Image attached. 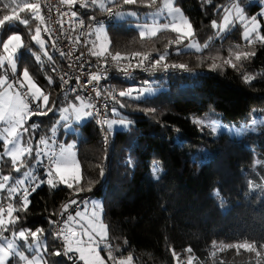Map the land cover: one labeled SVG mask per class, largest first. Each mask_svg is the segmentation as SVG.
<instances>
[{
	"label": "trees",
	"instance_id": "obj_1",
	"mask_svg": "<svg viewBox=\"0 0 264 264\" xmlns=\"http://www.w3.org/2000/svg\"><path fill=\"white\" fill-rule=\"evenodd\" d=\"M237 2L239 0H211L210 3L205 0H175V5L192 23L195 36L209 40L213 36L210 22L217 19L222 10ZM5 3L9 0H0V19L5 14H11V9L4 8ZM121 5L122 2L115 0L111 8H143ZM257 8L250 6L248 13ZM77 14L76 18L83 21L85 30V15L89 14L83 8ZM19 15L30 19L28 27L18 20L0 26V41L19 34L26 44L20 50L22 58L18 61L17 76L9 71L7 73L9 82L18 79L19 73L28 68L37 85L49 95L53 110L46 116H32L25 124L28 131L22 135L21 141H29L27 136L30 134L34 149L31 157H25L26 167L15 172L10 159H0V176L13 177L9 185L26 168L32 169L38 180L45 179L39 163L33 164L37 142L41 137L50 138L54 126L56 142L59 141L61 129L55 125L57 112L64 105L76 101L61 87L56 77L62 68V58L48 50L53 59L44 57L42 62H37L35 56L40 55V51L30 36L38 22L31 20L27 11ZM92 20L89 18V23ZM103 23L106 24L109 51L131 58L130 61L120 62H138L139 57H131L133 52L151 53L150 61L159 59L168 39L175 37L170 32H162L142 40L122 25L113 26L111 15L110 20ZM261 23V34L264 35V23ZM237 33L235 26L220 40L217 36L213 37L209 45L212 48L226 38L232 45L237 40ZM177 47L178 44L167 45L164 63L186 64L188 71L153 77L157 84L165 88L150 97L138 100L117 97L120 103L112 102L109 109H116L119 113L116 118L132 121L127 128L116 130L109 136L89 117L75 133L66 132V138L74 142L83 177L81 183L87 187L88 181H93L92 191L75 194L63 184L55 189L47 183L41 184L29 195L28 210L14 213L20 219L4 236L8 237L12 231L21 228L33 231L41 228L44 230L43 242L49 249V252H44V258L53 264H69L62 256L49 254L59 251L58 242L52 234L54 225L49 221H56L62 206L69 201L77 199L82 204L96 197L103 206L102 219L109 226L113 255H132L134 264H177L172 251L181 261H186L189 253L185 250L188 248L192 249L191 255L196 258L195 264H214L210 256L214 251V242L235 244L251 238L259 243L264 239V131L246 132L230 139L221 134L214 135L207 126L201 127L193 122L201 120L205 124L219 122L238 126L257 113L264 114V46L256 44L241 50L255 51V56L242 61L243 67L233 69L224 66L223 70L216 71L209 70L210 58H198L189 51L175 53ZM234 47L232 50L236 49ZM88 49L85 44L83 50L89 54ZM242 73L255 75L257 79L250 85L245 84ZM49 77L53 80L51 84L48 83ZM136 78L148 80L142 75ZM136 78L129 83L117 84V92L126 90L123 88L125 85L137 84ZM121 103L125 106L121 107ZM31 107L38 110L35 104ZM32 124H36L38 129L31 130ZM102 135L106 137L105 143ZM151 165L160 168L158 179H147ZM101 168L103 176H100ZM250 182L257 187L251 189ZM6 197L7 191H0V204L7 205ZM12 202L18 204L19 201L13 197ZM63 218H66L65 215ZM117 248L119 251H116ZM249 259L255 264L256 258L237 256L234 249L218 252L216 256L217 261L224 260L226 264H243ZM75 264H78L76 260Z\"/></svg>",
	"mask_w": 264,
	"mask_h": 264
},
{
	"label": "snow or ice",
	"instance_id": "obj_2",
	"mask_svg": "<svg viewBox=\"0 0 264 264\" xmlns=\"http://www.w3.org/2000/svg\"><path fill=\"white\" fill-rule=\"evenodd\" d=\"M112 3L113 0H108ZM206 3H210L211 0H205ZM264 2V0H262ZM61 5H65L69 10L79 5L80 8H87L89 3L102 11H106L109 15H116L117 17L135 16L134 12H113L112 8L105 7V0H60ZM12 5H15L13 7ZM137 5L142 7L152 8L157 6L155 13H153V19L151 23H145L140 26L141 39H151L156 37L158 33L170 31L175 33L174 38H170L167 41V45L172 44H184L187 41L186 47L188 49L201 52L204 48H208L212 38H209L208 42L201 44L195 39V30L190 20L184 15L179 7L175 6V0H122V5ZM5 9H11V14H5L0 19V26H3L6 22L18 20L20 24L28 27L30 25V19L21 17L20 12L27 11L31 14V20L38 21L35 28V34L31 36V40L39 45L41 52L48 60L53 58L45 51V41L41 38V26L44 25L45 18L41 14L40 0H9V3H5ZM246 10L239 4L233 3L231 7L225 9V15L220 23L215 20L212 21V28L216 31L217 37L222 34L231 31L232 27L236 23H242L243 33L242 38L246 42L248 47H252L256 44L264 46V35L261 34L262 23L258 20L256 15L250 17L245 14ZM63 15H68L64 13ZM76 11H70V17H77ZM264 15V13H261ZM163 16L167 22L160 23L157 18ZM60 22V21H58ZM61 26L62 22H61ZM80 26L83 27V21L80 22ZM43 31L47 34L50 32L48 27H44ZM96 40L92 42V47L89 48V54L98 58L99 60L110 59L116 63L118 70L128 72V67H120L121 60H129L130 57L122 55L120 52L112 53L109 51V42L107 36L104 34L103 27L94 29ZM92 33H89L91 35ZM51 38V37H49ZM75 43H80L79 38L75 40ZM2 44V54H0V69H4V74L0 75V125H3L0 130V140L3 141V152H0V159L8 157L11 161L12 170L20 172V170L27 166L25 157H31L33 154V147L31 141L21 143V137L28 131L25 124L32 116H46L51 112L52 106L50 104L49 95L37 85L33 77L30 75L28 68H24L19 73V78L13 82H9L8 71L13 76H17L18 61L22 58L20 52L21 49L26 47V44L19 34H13L8 36L6 40L0 41ZM167 45L165 50L159 55V59L151 61L146 65L145 61H150L151 53L133 52L131 57H139L138 63L135 67L145 71H155L161 69L168 71L169 69H179L182 71H188L189 67L186 64H167L164 61L167 58ZM53 47L56 45L53 43ZM240 46L237 45L236 49L230 50L227 58L211 57V63L208 65L210 71H216L217 69L223 70L224 66L238 69L243 67L242 61L248 60L250 57L255 56V51H241ZM61 56L65 53L61 52ZM71 55V52L68 53ZM37 62H40V56L36 55ZM222 60V63L217 62ZM201 64L204 60L201 59ZM243 81L245 84H252L257 79L255 75L242 73ZM103 77L99 73H92L89 76L88 83L99 82ZM64 85L68 84V80L61 77ZM79 82V81H77ZM48 83H53L51 77L48 78ZM18 85V88L15 87ZM87 85H85L86 87ZM96 91L95 89H93ZM152 89H126L119 92H109L107 98L112 99L115 103H120L117 97H127L129 99L138 100L145 95V92H151ZM136 93L135 95L133 93ZM101 93L96 91V96L99 97ZM76 100L79 101V106L75 104H69L67 107L60 109V123L63 121L66 126L69 125L70 120L79 122L81 119L94 115L95 105L90 103L89 100H85L83 97L76 96ZM40 101L41 103H37ZM35 104L36 109L33 110L31 105ZM125 105L121 103V107ZM147 111L154 112L155 109H148ZM114 116H118L119 113L115 108L112 109ZM98 123L106 125L109 130L113 125L119 124L123 128H127L132 121L121 118L119 120H98ZM194 123L201 127L207 126L211 129L213 134H220L222 132L229 136L239 137L248 131H254L258 123L264 124V121H252L250 125H242L239 128L234 126H224L219 122H211L205 124L204 121L194 120ZM33 127H37L33 125ZM70 127V126H69ZM74 131V129H71ZM53 136L56 134V127L51 129ZM51 138L41 137L36 145L35 152L36 157L43 155L48 160L47 180L41 179L34 187H31L29 191L28 187H24L25 182L31 183L36 177L32 172L26 171L23 173V179H15L14 183L9 186V181L13 180L11 175L0 176V191H7V205L0 204V264H13L14 258H18L19 264H53L44 258L41 252H49V249L43 242L44 230L37 228L34 231L29 228H21L19 230L12 231V238L9 239L4 236L5 232H9L18 223L19 217L14 215L16 212L27 211L29 207V195L31 192H35L41 184L47 183L50 188L55 189L59 184L65 185L67 188L73 190L75 194H79L83 191H92L94 182L89 180L88 186L85 187L81 181L83 179L81 173V166L76 159V153L73 151V144H60L58 148H54L55 140L49 143ZM42 146V147H41ZM37 163L40 161L37 159ZM160 168L154 166L153 175L154 178H159ZM103 176L104 171L101 168L100 172ZM251 189H255L257 185L249 183ZM20 195L18 204L12 202L13 197ZM75 200H71L62 206L60 215L63 216L67 212L68 208L75 204ZM223 204V201H221ZM93 210L89 213L87 206L84 212L77 211L75 217L68 215L67 219L63 222L61 227H58L54 233V237L63 241V251L50 252V255L60 257L65 256L69 260L82 261L83 264H134L135 258L132 255H121L119 257L113 255L112 245L109 243V226L104 223L102 219L103 206L100 202H95L92 205ZM79 218V219H77ZM81 221L83 223H81ZM50 224H57V221L50 220ZM17 241H22L23 245L18 246ZM126 242V241H125ZM27 248V251L33 253L31 257L25 255L24 251L19 250L20 247ZM101 246L107 249V258L101 256ZM212 248L214 251L210 253V256L214 260V264H226L224 260H216L218 252H224L229 249H235L236 255H240V250L243 249L248 253H255V264H264V239L259 243L249 238L248 240L241 241L236 244H217L213 243ZM116 251H119L117 248ZM189 253L186 261H181L180 257L175 251H172L173 258L177 261V264H195V256L191 255L192 249L185 250ZM72 254V255H70ZM73 260V264H75ZM58 264V262H56ZM243 264H252L251 259L246 260Z\"/></svg>",
	"mask_w": 264,
	"mask_h": 264
},
{
	"label": "built area",
	"instance_id": "obj_3",
	"mask_svg": "<svg viewBox=\"0 0 264 264\" xmlns=\"http://www.w3.org/2000/svg\"><path fill=\"white\" fill-rule=\"evenodd\" d=\"M40 4L41 14L44 16L46 22L41 26V36L44 39L47 48L54 53H58L63 61L62 68L57 72L56 77L61 87L67 92L68 95L72 96L75 99L76 96L83 97L85 100H89L90 103L96 106L93 110L94 115L90 116V118L92 119L93 124L98 128H104V125L98 123L97 121L105 119L107 120V111L113 102L112 99L107 98V94L109 92H117V84L132 82L134 78L140 75L153 78L156 76H165L169 73L180 74L184 72L179 69H169L168 71H163L162 68L155 71H145L141 70L138 67H135L138 62H120L121 68L128 66L129 64L131 65L128 67V72L126 74L124 71L118 70V68L116 67V63L113 62L110 57L107 60H99L96 57L90 56L85 50H83V46L86 44V37L84 35V23L83 27H81V19L70 17V11H76L78 13V10L80 9L79 5H76L74 8L69 10L67 6L61 5L60 0H40ZM231 5H229V7ZM114 10L116 9H113V11ZM64 13H68V15H63ZM109 20L110 15L107 14L103 16L102 19H94L91 22L98 24L100 22H108ZM61 22L63 26H61ZM71 24H74V28H76L77 30L75 38L71 36ZM44 27H48L50 29V32L46 34L43 31ZM77 38H79L80 40V43L78 44L75 43V40ZM53 43H55L56 45L55 48L53 47ZM61 52L65 53V55L61 56ZM69 52H71V55H68ZM42 61L43 57L40 56V62ZM150 62L151 61H145V64L148 65L150 64ZM92 73H99L103 78L98 83L93 82L89 84L88 79L90 74ZM61 77L68 80L67 85L63 84ZM85 85L87 86L85 87ZM15 87L18 88V85H15ZM93 89L99 91L101 95L97 97L96 91H94ZM33 125L36 124H32L30 126L31 130L35 131L36 129H38L37 125V127L35 128L33 127ZM50 138V142H52V140H55L56 143V134L55 136H53V133L51 132ZM101 138L105 143L106 137L102 135ZM53 147L56 148V145H54ZM39 167L43 171L48 170V160L43 155H41ZM30 184H28L27 186L29 188V191L31 190V187H33V185ZM20 195H22V190L19 194L14 196L17 201H19ZM74 200L76 201V203L72 204L68 208L67 212L64 213L65 217L72 214L75 210L81 207L79 200ZM64 220L65 218H63V216H57L56 221L58 223L53 226V236L57 228L61 227V223ZM55 239L58 242L59 251H63L61 247L62 240L57 238ZM62 257L67 263L73 264L72 261L67 257Z\"/></svg>",
	"mask_w": 264,
	"mask_h": 264
},
{
	"label": "rangeland",
	"instance_id": "obj_4",
	"mask_svg": "<svg viewBox=\"0 0 264 264\" xmlns=\"http://www.w3.org/2000/svg\"><path fill=\"white\" fill-rule=\"evenodd\" d=\"M117 1L122 2V0H117ZM114 3H115V0H113L112 3H109L108 0H105V7L106 8H111V5L114 4ZM237 4H239L242 8H244L246 10L245 14L247 16L250 17L251 15H256L257 18H258V20H260L261 22L264 23V15H261V13H264V2H262V0H239V2H237ZM253 5L257 6L258 8L253 13H248V8L250 6H253ZM157 7H158V5L157 6H153L152 8L143 7L142 9H140V8H134V7H127V8L126 7L119 8L118 6L113 7L112 9H116V10L113 11L114 13L115 12H121V13L134 12V13H136V15L135 16H127V15H124L123 17H117L116 15L113 14V15H111L112 25L113 26L114 25H122V26L126 27L127 30H129L130 32H132L137 38H141L140 35H139V33H140V26L143 25V24H145V23H151L152 22L153 13H155ZM176 7H178V6H176ZM83 9H85L87 11V13L89 14V15H85L86 18H85V31H84V35L86 37V41H87L88 48H91L92 47V42L96 40V36H95V33L93 32V30L94 29H97V28H100V27H103L104 34L106 35V32H105L106 24H104L103 22H100L98 24H96V23H89L88 19L89 18H92V19H101L103 15H107L108 13L106 11H102L101 9H99V8H97L95 6H92L90 3H89V6L87 8H83ZM224 15H225V9L221 11L220 15L218 16L217 19H215V21L217 23H220L222 21V18H223ZM157 20L160 23L167 22L164 19L163 16L158 17ZM211 24H212V21L210 22V25L209 26H210V28L212 30V33H213L212 38H213V37H215L217 35H216V31L213 30ZM235 26H236V29L238 30L237 40H236V42H233L232 45H230L228 39L226 38L223 43L219 42L218 44L214 45L212 48L209 45L210 47L204 48L201 52H196L195 50L188 49L186 47L187 41H185L184 44H179V47H177L174 51H175V53L189 51L193 55L198 56V58H201V57H204V58H211V57L227 58L228 55H229L230 50H232V48L234 46H235L234 48H236V46L239 45L240 46V49L239 50H244V49L251 48V47H248L247 46L246 42L242 38V33H243L242 23H239L238 22V23L235 24ZM35 28L32 29L31 36L35 34ZM71 28H72V30H71V36L72 37L74 36L73 38H75L77 30H76V28H74V24H71ZM167 32H170V31H167ZM89 33H92V34L89 35ZM170 33H172V32H170ZM226 33L222 34V36H220V37H217V40H220L222 37H224V35ZM172 34H175V33H172ZM41 38H42V36H41ZM195 38L201 44L209 41L208 39H204V38L203 39H201V38L198 39L197 36H195ZM34 45L37 47L38 51H40L39 54L41 55L42 53H41V50H40L39 45H37L35 43H34ZM215 48H217V50H215ZM44 50L47 51V52L49 50L47 48L46 44H45V49ZM0 54H2V46H1V52H0ZM43 58H44V56H43ZM217 62L222 63V60H218ZM3 74H4V72L1 71L0 72V75H3ZM10 74H11V72H10ZM18 78H19V76H18ZM148 80H145V79H142V78H136L137 84H134V85H125V86H123V88H125V89L131 88V89H136V90H139V89H152V91L150 93L149 92H145V95L143 97H141V98L150 97V96L154 95L156 92H158L160 90H163L165 88L163 85L157 84V81L154 80L153 78L148 77ZM139 82H143V84L142 85H139L138 84ZM119 88H120V86H119ZM0 91H2V89H0ZM133 94L135 95L136 93L134 92ZM39 103H41V102L39 101ZM69 104H75V105L79 106V101L76 100L75 102H70V103H68L67 105H64L61 108L67 107ZM60 109L57 112V116H56L57 118H56V121H55V125L56 126H59V128L61 129V135H60L59 141L54 144V145H56V148H58V146L60 144H64L65 146L68 145V144H73L74 145V142L71 141V139L66 138V132L67 133H71V134L72 133H75L77 131V127H79L82 123H84L85 121H87L88 118H89V117L83 118L79 122H76L74 119L73 120H70L69 121V125L66 126L63 121H61L60 123H57V121H60ZM112 109L113 108H110L109 109V116L107 117V120H119V119H121V118H116L113 115ZM254 120L257 121V122L264 121V114L263 113L262 114L261 113H257L255 116H251L248 119V121H246V122H243V121L240 122L238 126H235L233 124H223V125L224 126H234L236 128H239L242 125H250L252 123V121H254ZM2 128H3V125H0V130H2ZM70 128L71 129H74V131H71ZM104 129L106 130L107 134L110 136V135H112V133L114 131H116V130H124L125 128L121 127L119 124H116V125H113V127H112L111 130H109L106 125H104ZM63 131H65V132H63ZM261 131H264V124L258 123L256 125V128H255L254 131H248V132L259 133ZM220 134L223 135V136H225V137H228L230 139H236V138H238V137H235V136H229L228 134H226L224 132H222ZM214 135H218V134H214ZM27 138H28V140H30V134H28ZM0 141L2 143V149H1L0 152H3V141L2 140H0ZM21 143H22V141H21ZM49 143H52V142L49 141ZM73 151L75 152L74 148H73ZM37 159L40 161L41 155L38 158L35 156V160H34V163H33L34 166L37 163ZM154 166H156V165H151L150 166V169H149V171L147 173V179L148 180L155 179L154 178V175H153V168H154ZM26 171H30L31 172L32 169L26 168L25 170H23L21 172L20 176L17 179H23L24 178L23 177V173L26 172ZM47 171L48 170H44V175H45V179L46 180L48 178L47 177ZM33 175L35 176V174H33ZM39 181L40 180H38L36 178L35 180H32L31 181V184L32 185L34 184L33 186H35V184L38 183ZM13 183L14 182H12L9 186H11ZM28 184H30V183L26 181L24 187H27ZM95 202H100V199L99 198H96V197L87 199L85 202H83L81 204V207L79 209L75 210L70 215H72V216L75 217L77 211L84 212L86 206H87V211L90 213L93 210L92 205ZM66 219H67V216H66L65 220ZM77 219H79V218H77ZM63 222L61 223V226L63 225ZM81 223H83V222L81 221ZM7 238L11 239L12 238V234L9 235ZM17 244H18V246H20V245H23V242L22 241H17ZM61 247L63 249V241H62V246ZM19 250L24 251L25 255H27L29 257H31V255L33 254V253L27 251L26 246L25 247H20ZM100 251H101V256L106 259L107 258V249H104L103 246H101V250ZM52 252H54V251H52ZM41 254L44 255V252L42 251ZM240 255L241 256H245V259H248V258H256L255 257V253H248V252H245L243 249L240 250ZM76 261L78 262V264H83L82 261H79V260H76ZM13 264H19L18 258H14ZM109 264H110V262H109Z\"/></svg>",
	"mask_w": 264,
	"mask_h": 264
},
{
	"label": "crops",
	"instance_id": "obj_5",
	"mask_svg": "<svg viewBox=\"0 0 264 264\" xmlns=\"http://www.w3.org/2000/svg\"><path fill=\"white\" fill-rule=\"evenodd\" d=\"M86 44H87V41H86ZM88 50H89V49H88ZM41 53H42V52H41ZM41 55L44 56L43 53H42ZM44 57H45V56H44ZM66 105H67V104H66ZM33 163H34V162H33ZM36 164H37V163H36ZM22 171H23V170H22ZM32 171H33V170H32ZM32 171H31V172H32ZM20 174H21V173H20ZM44 180L46 181V179H44ZM33 185H34V184H33ZM74 257H75V256H74Z\"/></svg>",
	"mask_w": 264,
	"mask_h": 264
},
{
	"label": "clouds",
	"instance_id": "obj_6",
	"mask_svg": "<svg viewBox=\"0 0 264 264\" xmlns=\"http://www.w3.org/2000/svg\"><path fill=\"white\" fill-rule=\"evenodd\" d=\"M126 83H129V82H126ZM122 84H125V83H122Z\"/></svg>",
	"mask_w": 264,
	"mask_h": 264
}]
</instances>
